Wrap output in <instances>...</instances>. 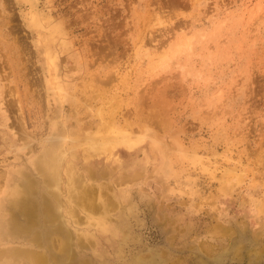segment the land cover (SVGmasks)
Listing matches in <instances>:
<instances>
[{
    "label": "rangeland",
    "instance_id": "rangeland-1",
    "mask_svg": "<svg viewBox=\"0 0 264 264\" xmlns=\"http://www.w3.org/2000/svg\"><path fill=\"white\" fill-rule=\"evenodd\" d=\"M0 264H264V0H0Z\"/></svg>",
    "mask_w": 264,
    "mask_h": 264
},
{
    "label": "bare ground",
    "instance_id": "bare-ground-1",
    "mask_svg": "<svg viewBox=\"0 0 264 264\" xmlns=\"http://www.w3.org/2000/svg\"><path fill=\"white\" fill-rule=\"evenodd\" d=\"M48 53H49V52H48ZM50 53H51V52H50ZM21 121H22V120H21ZM21 121H20V122H21ZM100 125H101V124H100ZM21 130H22V129H21ZM122 132H123V131H122ZM128 132H129V131H128ZM123 133H124V132H123ZM129 133H130V132H129ZM100 134H101V133H100ZM107 136H108V135H107ZM110 136H111V135H110ZM112 137H114V135H113ZM124 137H125V136H124ZM97 138H98V137H97ZM85 140H87V139H85ZM128 140H129V139H128ZM111 141H112V140H111ZM111 141H110V142H111ZM115 141H116V140H115ZM115 141H114V142H115ZM126 142H127V141H126ZM81 143L84 144L83 141H82ZM86 143H87V142H86ZM103 145H104V142L102 143V147H101L100 144H98L97 146H93V145H92V146H90V145L87 146V151H88V153L91 151V152L89 153V155H90V154H93V151H94V150H95V152H97V151H99L100 149L104 148ZM111 145H112V144H111ZM50 148H51V147H50ZM89 150H90V151H89ZM50 153H51V152H50ZM99 155H100V154H99ZM57 159H58V158H57ZM57 159H56V160H57ZM54 160H55V159H54ZM72 167H73V166H72ZM68 171H69V169H68ZM50 173H51V172H50ZM43 175H44V174H43ZM58 175H59V174H58ZM45 177H46V176H45ZM46 178H49V177H46ZM48 180H49V179H48ZM21 181H22V180H21ZM48 182H49V181H48ZM25 183H29V181H28V182H25ZM68 183H70V182H68ZM26 187H27V185H26ZM72 189H73V188H72ZM87 190H88V189H87ZM73 194H74V193H73ZM75 194H76V193H75ZM84 197H85V196H84ZM84 199H85V198H84ZM82 200H83V198H82ZM100 209H101V207H100ZM104 209H105V208H104Z\"/></svg>",
    "mask_w": 264,
    "mask_h": 264
}]
</instances>
